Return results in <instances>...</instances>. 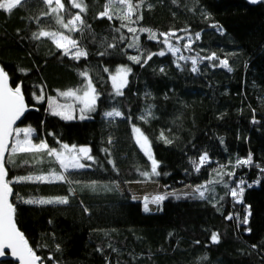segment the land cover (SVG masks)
<instances>
[{
	"label": "trees",
	"instance_id": "trees-1",
	"mask_svg": "<svg viewBox=\"0 0 264 264\" xmlns=\"http://www.w3.org/2000/svg\"><path fill=\"white\" fill-rule=\"evenodd\" d=\"M61 3L63 22L80 15L79 31L65 29L44 0L0 10V65L29 105L20 126L57 151L88 147L94 161L62 173L64 180L40 182L34 178L61 171L47 149L7 157L16 223L42 263L264 264V0ZM51 33L76 47H57ZM77 49L87 56L75 59ZM120 67L130 71L117 95L111 77ZM82 72L98 93L91 117L52 114L48 100L79 90ZM111 110L122 116L106 117ZM134 127L148 138L159 175ZM127 183H159L168 192L190 186L204 196L169 197L145 212L121 191ZM65 196L67 204L25 202Z\"/></svg>",
	"mask_w": 264,
	"mask_h": 264
},
{
	"label": "snow or ice",
	"instance_id": "snow-or-ice-1",
	"mask_svg": "<svg viewBox=\"0 0 264 264\" xmlns=\"http://www.w3.org/2000/svg\"><path fill=\"white\" fill-rule=\"evenodd\" d=\"M44 2L48 5L52 4V0H44ZM123 2V0H121ZM252 3H257V0H251ZM27 4V0H0V10H4L8 13H11L13 9L17 6L23 7ZM56 4L59 7H63L61 0H56ZM75 7L80 8L81 5L76 4ZM83 10V9H81ZM51 12H56L57 8L53 7L50 9ZM129 12L131 13V6H129ZM101 15H105L102 13ZM111 19V17H109ZM81 21V17L79 14L75 16V20L70 21L73 25V29L79 31V28L76 26V22ZM65 28L69 27V24L63 25ZM129 31H133L129 29ZM50 33L41 32L39 36H48ZM51 35L55 38L56 33H51ZM38 38V36L36 37ZM67 41L73 47H76V41L70 39L69 37L59 34V39L57 41V47H63L62 42ZM191 41H189L190 43ZM169 51L179 52L180 49L172 48L169 46ZM67 54V53H65ZM103 54V53H101ZM159 55H165V52H159ZM81 56L86 57L87 52L77 49L74 54L75 59H79ZM151 57H149L150 59ZM184 57H181L183 59ZM136 63H139V59L136 57H131ZM207 59H217L215 55L207 57ZM193 71H196L194 67L196 64V60H192ZM222 66L228 67V61L223 60ZM130 69L120 68L115 75L111 77L114 87L116 88V94L122 95L121 87L126 83V77L129 73ZM229 71L231 69L229 68ZM81 75L85 78L86 83L82 85V87L77 91H66L63 95L66 98H74L75 101H78L82 107L80 108V119L86 118L84 113L94 111L96 108V101L98 99V93L96 88L93 86L91 78L88 76L87 72H82ZM26 110V105L24 102V97L21 91V87L17 86L15 89L9 87L8 85V76L4 69L0 67V255H3V249L9 248L13 255L17 256V258L22 261V264H36L38 257L34 254L33 250L28 246L27 241L24 239L23 235L17 230L15 223L13 222V213L14 207L13 204L9 202V198L12 196V188L9 186V183L6 181V169L4 163V154L8 151V143L10 137L13 136V125L17 119L24 113ZM74 108L72 105H67L60 110H53L54 115H63L64 118H72V113ZM106 117H121L122 113L118 110H111L104 113ZM136 131L139 133L140 129L137 128ZM23 132L25 135V139H20V133ZM32 129H15V143L11 151L13 153L17 151L21 152H32L39 151L41 149H47L48 154L55 156L56 160L60 165V173H54L59 176V179L64 180L65 176L62 174L64 172L75 171L84 169L89 167L85 162L82 161H93V158L89 155L90 149L88 147H78V146H69L68 144H62V151H57L54 148H49L48 144L45 142L33 143L31 139ZM142 149H144L145 154L148 160L151 161V173L159 175L157 172L158 163L155 160L153 154L150 151V147L148 146V138L141 134L140 137H137L136 141ZM209 157L207 154H204L199 158V163L202 165L205 161H208ZM94 162V161H93ZM244 164L251 163V157L249 156L247 159L241 161ZM196 163V161H193ZM264 170V169H262ZM196 171H200V168L197 167ZM144 175H148V173H144ZM34 179L40 181H47L48 177L39 176ZM199 191L200 196H204V191L197 189ZM242 192V189H240ZM232 196H237V190L233 189L231 192ZM164 196L155 197V203H158L164 200ZM26 203H59V204H67L68 197L65 196L63 198H58L56 200H41V201H25ZM87 212V208L84 209ZM147 198L145 200V211H147ZM231 217H229L230 219ZM211 240L215 243H218V237L216 235L211 236Z\"/></svg>",
	"mask_w": 264,
	"mask_h": 264
},
{
	"label": "rangeland",
	"instance_id": "rangeland-1",
	"mask_svg": "<svg viewBox=\"0 0 264 264\" xmlns=\"http://www.w3.org/2000/svg\"><path fill=\"white\" fill-rule=\"evenodd\" d=\"M52 4L54 5L55 8H57V11L54 12V13H55V15H57L58 22L61 23L62 26L64 24H69V27L68 28H65L63 26L65 29H68V30L69 29H73V25L70 22L69 23L63 22V19L60 16L61 15L62 8L59 7L56 4V0H52ZM78 24H79V21L76 22V26H78ZM58 39H59V36H57V37L54 38V42H55L56 45H57ZM62 44L64 46L63 47H59L61 49L70 50L72 48V45L69 44L67 41L62 42ZM71 53L74 56L75 52H71ZM120 68H122V67H120ZM120 68H118L117 71ZM126 82H127V77H126ZM125 85H126V83L121 87V89H123V87ZM115 90H116V88H115ZM48 102H49V111L52 114H53L54 108H55V110H60L61 108L65 107L67 105H72L73 106L74 111L72 113V118H67L66 119V118H64L63 115H58V116L62 117L65 120H85V119H89L91 117L90 114L95 111L94 110V111H91V112L84 113V115H85L86 118L80 119V115H81L80 108L82 107V105H80L78 101H75L74 98H66L63 95V93L62 94H59L56 98H53L51 100H48ZM18 128H20V129H29V128L32 129L31 139H32V142L35 143L34 140H33V137H34V135L36 133H35V131H34L33 128H31L30 126H19ZM136 129L137 128L134 127V136H135V139L137 141V137H140L141 134H143V133L141 132V130L138 133L136 131ZM13 134H14L13 135V143H12V146H11L10 151H9V154H8L9 157H12L14 155H18L20 153H36L37 154V153H40V152H43V151L46 150V149H41L39 151H32V152H21V151H17L15 153H13L11 151V149L13 148L14 143H15V139H16V137H15V131H14ZM143 136H144V134H143ZM20 139L21 140L25 139V135H24L23 132L20 133ZM148 146L150 147V151L152 153V147H151V144H150L149 140H148ZM139 147L143 151V153L145 154L144 149H142L140 145H139ZM40 176L48 177V180L47 181H40V180L34 179V181H40V182L61 181V179H59V176L58 175H55L54 173L43 174V175H40ZM37 177H39V176H37ZM120 189L123 192L130 193L135 200L142 202L144 211H145V200L147 198V209L148 210L145 211V212H155L158 209V207H160V205L165 200H167L169 197L180 198V196H185V195H190V194H196L197 193V191L195 189H193L192 187H190V186L185 187V188L180 189V190H177V191H174V192H168L159 183H127V184H124V185L120 186ZM157 196H164L165 199L162 200V201H160V202H158V203H155L153 201H154L155 197H157Z\"/></svg>",
	"mask_w": 264,
	"mask_h": 264
},
{
	"label": "water",
	"instance_id": "water-1",
	"mask_svg": "<svg viewBox=\"0 0 264 264\" xmlns=\"http://www.w3.org/2000/svg\"><path fill=\"white\" fill-rule=\"evenodd\" d=\"M252 6H257L259 5L262 0H257V3H252L251 0H242ZM1 67V65H0ZM8 76V75H7ZM8 85L9 87H11V81L8 77ZM12 88V87H11ZM23 94V93H22ZM23 97H24V102H25V105H26V110L24 111V113L19 117V119H17L13 125V130L15 131L16 128H18L22 122L24 121L26 115L28 114L29 112V105H28V102H27V99L25 97V95L23 94ZM13 131V133H14ZM14 135V134H13ZM12 143H13V136L10 137L9 139V143H8V151L5 152L4 154V163L6 164V159L8 157V154H9V151H10V148L12 146ZM5 169H6V181L8 182V171H7V168H6V165H5ZM9 183V182H8ZM9 186L11 187V185L9 184ZM12 188V187H11ZM12 193H13V189H12ZM13 195V194H12ZM9 202L12 203V196L9 198ZM13 204V203H12ZM14 207V205H13ZM13 222L15 223L16 225V228L17 230L23 235L24 239L27 241V244L28 246L32 249V247L30 246L27 238L25 237L24 233L20 230V228L18 227L17 223H16V219H15V207H14V213H13ZM33 250V249H32ZM3 251V255H0V264L3 263V262H6V261H11L13 262L14 264H22V261H20L17 256L13 255L12 252H11V249L9 248H5L2 250ZM34 252V251H33ZM34 254L37 256V254L34 252ZM38 257V256H37ZM36 264H44L42 263L41 261V258L38 257V260L36 261Z\"/></svg>",
	"mask_w": 264,
	"mask_h": 264
},
{
	"label": "crops",
	"instance_id": "crops-1",
	"mask_svg": "<svg viewBox=\"0 0 264 264\" xmlns=\"http://www.w3.org/2000/svg\"><path fill=\"white\" fill-rule=\"evenodd\" d=\"M89 154H90V152H89Z\"/></svg>",
	"mask_w": 264,
	"mask_h": 264
}]
</instances>
